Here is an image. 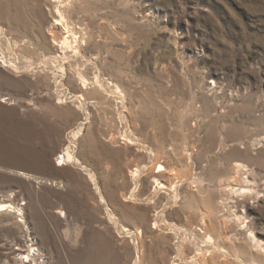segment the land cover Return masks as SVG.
<instances>
[{
    "label": "rangeland",
    "instance_id": "374dc122",
    "mask_svg": "<svg viewBox=\"0 0 264 264\" xmlns=\"http://www.w3.org/2000/svg\"><path fill=\"white\" fill-rule=\"evenodd\" d=\"M0 53V264H194L207 231L211 264H264L237 220L264 243V0H0Z\"/></svg>",
    "mask_w": 264,
    "mask_h": 264
},
{
    "label": "bare ground",
    "instance_id": "6f19581e",
    "mask_svg": "<svg viewBox=\"0 0 264 264\" xmlns=\"http://www.w3.org/2000/svg\"><path fill=\"white\" fill-rule=\"evenodd\" d=\"M55 12L57 15L53 21V26L51 27L50 32H51L54 44L58 45V48L60 50V54L58 56L62 57L63 59H66L67 58V51L70 48L75 49L76 54L79 53V50L77 48V44L79 42L78 39L80 38V36H79L78 32H76L73 29V27L71 26V24L67 20L66 15L61 8V4L55 5ZM22 45H26V42H22ZM1 54L2 53H0V55ZM0 58L2 60V61H0V63H2V65L6 66V67H13L14 70L16 69L17 72H19L18 71V68H19L18 64H15V63L7 60L5 58V56H3V54L0 56ZM61 68L64 70V64L63 63L61 64ZM76 77L82 85V90H84V89L87 90V88H89V87L91 88L90 85L96 86V87H98V89H104V81H103V79H100L99 76H96V79L94 81H90L86 77L84 72L79 70L76 73ZM111 84H112V86H114L113 94H114L115 98L118 100L117 101L118 107H119V109L120 108L123 109L125 93L123 92V90L121 89V87L118 83H111ZM77 96H78V98H80L81 101L86 99V97L83 93H79ZM82 130H83V126H81L77 131H74V136L76 138L79 137L80 134L82 133ZM57 161L61 165L74 163L76 161V157H75L72 149L70 148V146H68L66 149H64L62 152H60V154L57 157ZM157 167L159 169L156 170V172H162V171L167 170V167L161 163H158L156 165L155 169ZM236 168L239 172H241V171L247 172L246 166L242 163L237 164ZM138 172H139V168H136V172H135L136 175L139 174ZM155 180H156V182H159L160 179L155 176ZM250 182H251V180L249 179L248 176H246L242 180V184L239 187V189H237L235 191L239 192L241 195H244V196L249 195L248 192L253 190V188L249 184ZM9 208H11L10 211H12V209H14L15 206L12 205L11 203L0 202V211L9 210ZM18 210L21 211L22 208L19 207ZM21 213H22V211H21ZM237 218H238L237 220L239 222V225L242 226L241 228L246 229V232H245V234L247 235L246 238L252 243L253 246H255V248L257 247V249L259 248L260 250H264L263 240L256 236L254 228H252L250 226V224L246 221L247 217L245 216V214L237 213ZM204 227L206 230L208 228H211V225H209L208 220H204ZM125 229L128 230L129 228L125 227ZM206 236H209L208 240L206 241L204 247H201L199 249L198 254H196V256H194V258H193L194 264H211V260L214 259L216 256H221V258L222 257L227 258V257H230L232 255L230 253V250L223 244V242H222L223 240H220V239L218 240V239L214 238L213 235L209 234L208 231L206 232ZM31 249H30V247L27 249L28 251L26 249H20L21 251L19 252L18 255H21L22 261L25 262V263H23V262L22 263L23 264H29L30 259H32L35 263L38 262L37 264H42V261H44L42 256H44V255L41 253L40 248L37 246H34V247H31ZM238 259H239V257H238ZM221 261L224 262L225 260L221 259ZM255 264H258V263H255Z\"/></svg>",
    "mask_w": 264,
    "mask_h": 264
},
{
    "label": "built area",
    "instance_id": "2783aa9c",
    "mask_svg": "<svg viewBox=\"0 0 264 264\" xmlns=\"http://www.w3.org/2000/svg\"><path fill=\"white\" fill-rule=\"evenodd\" d=\"M0 61H2L1 58H0Z\"/></svg>",
    "mask_w": 264,
    "mask_h": 264
}]
</instances>
